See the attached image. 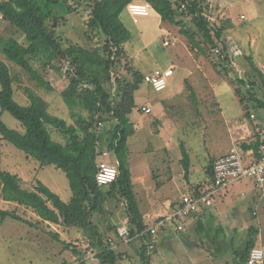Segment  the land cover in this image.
Listing matches in <instances>:
<instances>
[{"label": "rangeland", "instance_id": "rangeland-1", "mask_svg": "<svg viewBox=\"0 0 264 264\" xmlns=\"http://www.w3.org/2000/svg\"><path fill=\"white\" fill-rule=\"evenodd\" d=\"M67 1L74 11L67 12L58 7L62 17L58 32L65 42L79 43L90 49L101 48L105 36L101 32L90 33L87 28V3ZM206 15L214 29H223L222 40L232 60L229 75L215 68L212 59L217 54L214 49L205 55L192 45L179 25L163 22L157 12L152 11L150 16H142L139 21H135L126 10L121 16L132 38L125 43L126 52L115 73L122 74L127 80H134L131 69L142 74L135 91V107L129 115L135 133L129 137L127 156L134 191L147 224L152 223L154 217L167 215L182 195L192 194L197 185L203 186L202 191L206 188L207 166L233 147L229 131L232 122L253 112L264 125V109H256L251 97L254 94L263 96L262 82L252 63L255 62L264 72V0H209ZM183 18L189 28L197 31L186 11ZM10 37L25 42L24 35L0 17V59L6 62L14 77L15 99L28 105L27 89H31L48 101L50 113L74 124L75 118L63 93L67 88L66 75L54 69L44 70L36 64L52 90L40 85L2 52L1 43ZM166 38L170 45L164 44ZM223 42L218 45L221 51ZM176 51L178 54H174ZM172 64L176 72L169 77L168 87L155 91L145 81V74L156 68L167 69ZM241 79L245 84L240 82ZM250 80L257 82L255 89L251 88ZM189 85L195 91L196 100ZM237 87L247 98L245 102L236 94ZM146 104L152 107V112L141 111ZM2 120L10 127L24 129L9 112L2 113ZM49 130L55 141H64L52 126ZM183 144L190 153L189 175H186L182 163ZM99 161L116 166L113 156L100 157ZM1 170L20 176L24 187L33 189L40 180L63 200L72 197L70 181L63 170L53 164L41 167L39 161L0 139ZM262 199L261 192L249 179L218 190L211 205L181 222L184 230L175 232L174 223L161 228L154 246L148 250L146 262L237 264V255L250 239L251 227L259 230L257 245L264 246ZM107 206L112 223L117 227L126 223L128 217L123 202L113 199ZM0 209L14 210L31 222L8 218L0 225V264H83V261L102 264L90 253L84 257L66 247L70 242L78 245L87 242L83 230L41 221L31 208L7 201L1 195ZM255 209L257 215L252 214ZM199 221L205 226L203 231L199 228ZM107 224L109 221L99 223L101 232L106 238L116 239L115 230H109ZM57 233L59 240L54 236ZM136 239L133 243H125L117 238L116 250L122 255L119 264H143L140 241Z\"/></svg>", "mask_w": 264, "mask_h": 264}, {"label": "trees", "instance_id": "trees-1", "mask_svg": "<svg viewBox=\"0 0 264 264\" xmlns=\"http://www.w3.org/2000/svg\"><path fill=\"white\" fill-rule=\"evenodd\" d=\"M77 1H84L88 5V31L101 32L105 36L101 48L90 49L79 43H67L60 35L58 26L62 17L58 7L61 6L67 12L74 11L67 0H0L2 19L25 38V42H20L15 37L6 39L1 43L2 52L49 90L52 87L36 64L44 70L54 69L59 74L64 73L67 88L63 93L75 118V123L69 124L64 118L50 113L48 101L31 89H27L30 103L20 104L14 97V77L6 62L0 59V139L39 161L41 167L53 164L63 170L73 192L72 197L65 201L40 180L33 189L27 188L22 185L20 176L1 170L0 195L7 201L31 208L41 221L83 230L87 242L79 245L70 242L66 247L71 248L74 254L84 257L93 248L95 256L102 264H119L122 258L121 253L116 250L117 247L114 248L115 245L118 246V227L109 220L111 212L107 203L113 199L123 202L132 237L129 242L133 243L138 238L143 264H149L146 262L147 253L156 240L146 231L149 224L139 207L127 156L129 137L135 133L129 115L135 107V91L142 74L131 69L134 80H127L122 74L115 73L125 55V43L132 38L121 16L132 2L149 3L163 22L179 25L181 32L190 39L192 45L207 56L223 42V29H214L206 15L209 0ZM184 11L190 16V22L197 31L189 28L183 18ZM222 47L224 56L215 55L212 62L218 71L229 75L232 60L227 53V45L224 43ZM252 68L261 79L263 96L254 94L251 97L255 101L256 109L261 110L264 109V72L255 62L252 63ZM240 82L245 84L242 79ZM249 83L251 88L255 89L257 86L254 80ZM189 87L196 100L194 89L191 85ZM235 91L242 102L247 100L240 87L235 88ZM4 111L18 119L24 129L7 125L2 120ZM50 126L63 136L64 141H55L52 138ZM254 145H258V142ZM105 150L116 159L118 176L110 184L100 186L96 176L99 158ZM181 152L185 173L189 175L190 153L184 144ZM214 163L215 161H211L206 168V188L202 191L203 186L197 185L193 189V195H202L213 184ZM252 214L257 215L256 209ZM195 215L196 213L190 217ZM8 218L31 223L14 210L0 209V225ZM103 221H109L108 229L115 230L116 239L109 237L112 239L110 241L101 232L99 223ZM198 225L201 231L205 229L202 222L199 221ZM258 232L257 228L251 227L250 239L237 255V264H247L251 249L257 246ZM54 236L60 239L58 233ZM83 264H86L85 261Z\"/></svg>", "mask_w": 264, "mask_h": 264}, {"label": "built area", "instance_id": "built-area-1", "mask_svg": "<svg viewBox=\"0 0 264 264\" xmlns=\"http://www.w3.org/2000/svg\"><path fill=\"white\" fill-rule=\"evenodd\" d=\"M185 4H183V8ZM126 11L139 21L142 16H150L153 8L149 3L132 2L127 6ZM2 18V15H0ZM244 17V16H243ZM165 45H170L169 39L164 40ZM219 56H224L220 48L214 49ZM173 75V68H156L151 73L145 74V81L151 85L155 91H162L167 88L169 77ZM146 113L151 112V108L142 107ZM102 126V122L99 123ZM233 147L230 152L220 156L214 163V182L200 196L193 194H183L177 206L168 212L167 215H160L153 218V222L148 225L146 231L152 234L153 240L157 239V234L162 227L169 223H174L173 230L180 232L184 230L181 223L183 220L199 212L203 206L213 203V195L220 189L227 188L231 183L249 179L254 186L261 192L264 199V125L260 123L255 113L251 112L236 119L229 127ZM258 142V145H254ZM247 146V147H246ZM110 152L105 150L101 157L110 156ZM118 171L115 166L106 161H99L97 182L100 186H105L115 181ZM258 214V211L256 210ZM178 221V222H177ZM128 221L122 223L118 228V238L128 243L132 240ZM111 241L112 239L109 238ZM117 246L115 245L114 248ZM95 256L93 248L90 252ZM247 264H264V247L255 246L251 249Z\"/></svg>", "mask_w": 264, "mask_h": 264}, {"label": "crops", "instance_id": "crops-1", "mask_svg": "<svg viewBox=\"0 0 264 264\" xmlns=\"http://www.w3.org/2000/svg\"><path fill=\"white\" fill-rule=\"evenodd\" d=\"M174 54H178V51H176V52H174ZM174 60H176V59H174ZM166 68H173V75L175 74V72H176V67H174V64H172V65H170L169 67H166ZM172 75V76H173ZM189 76V75H188ZM171 77V76H170ZM187 77V76H186ZM186 81H189L187 78H186ZM145 107H149V108H151V112L153 111L152 110V107L150 106V105H148V104H146V105H144ZM141 111H143L142 109H141ZM150 113V112H149ZM263 200V199H262ZM173 207V206H172ZM257 210V209H256ZM186 220V219H185ZM185 220H183V221H185ZM126 221H128V219L126 218V220H125V222ZM121 225V224H120ZM120 225H118V227L120 226ZM258 243V242H257ZM259 244V243H258ZM257 246H263V245H257ZM264 247V246H263Z\"/></svg>", "mask_w": 264, "mask_h": 264}]
</instances>
